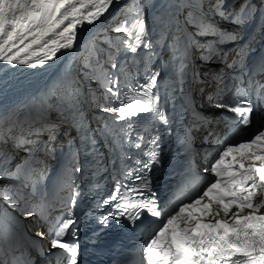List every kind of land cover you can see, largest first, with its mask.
<instances>
[{
  "label": "bare ground",
  "instance_id": "bare-ground-1",
  "mask_svg": "<svg viewBox=\"0 0 264 264\" xmlns=\"http://www.w3.org/2000/svg\"><path fill=\"white\" fill-rule=\"evenodd\" d=\"M52 1L53 3H50ZM52 1L48 3L47 0H14L12 4L13 8H8L10 9L8 13L0 15V107L3 109L22 103L23 98H21V93L33 89L32 87L39 80L49 76L52 71H48L46 67H40L37 70V74L33 72L25 74L22 71L23 75L21 76V73H19V70L26 71L45 60L51 62L49 66L52 64L61 65L62 73L66 77L68 84L75 88L78 84L84 87L85 83L82 76L79 73H72L74 65L79 60L76 58L77 54L83 48L86 49L89 42L95 36L96 31L98 29L101 30L100 27L106 21L109 22L113 19L131 0ZM93 5L96 6H94L96 9L92 11L90 8ZM179 9L180 5L175 3L173 17L177 18V24H179ZM155 10L157 11L155 14L160 17L165 15L164 24H167V27L164 26V29H161L162 35H169L171 30L172 34L175 35L176 29L173 27L174 19L171 16V12L165 8L163 0H157ZM33 13H37L36 18L33 19L32 17L33 20L28 19L31 17L26 18V16ZM22 18L24 26L18 27L19 23L22 25ZM161 20L164 19L161 18ZM69 50H71L70 54H68ZM163 53H165V50L162 51ZM139 54L140 50L138 49L127 57L125 56L122 61L123 64L120 67L134 64L133 59ZM165 64L171 66V63L165 62ZM179 74V70L171 69L168 78L174 86L179 85L182 99L185 101V90L180 81L175 78ZM24 86L26 87L24 90H19ZM17 91L18 93L16 94ZM129 98L133 97L129 96ZM33 109L38 114L48 115L54 112V108L48 98L39 99L33 106ZM98 112L90 113V117L94 118L93 122L104 119L105 115H99ZM214 117L218 119L219 116L217 113H214L212 114V118ZM69 133L71 134V132ZM262 137H264V132L262 133ZM259 152V149L255 150L254 162L264 166ZM200 153L207 157L214 156L211 151L206 153V150H201ZM59 154L62 156V152H59ZM217 162L221 166L235 163L232 159H228V157H220L217 159ZM47 166L50 165L48 164ZM51 166L52 168L47 178L53 184L49 185L44 197L36 198L35 194L37 191L33 192L36 202L30 203L31 212L29 214L25 213L29 242H36L39 250L42 244L47 241L43 235L44 226L39 222L38 211L40 209H51L53 203L59 205L62 202H66L67 196L72 193L69 185L74 184V182L71 183L64 178L65 161L63 159H61L58 167L52 164ZM199 170L202 173L205 169L202 165H199ZM246 177H253V173L247 172ZM194 183L195 181H191L190 185H194ZM12 193L13 190L10 189L7 197H11ZM4 209L5 207L2 208V210ZM174 210L175 213L172 216L173 223L184 231L192 229L194 222H191L189 219H181L184 207L180 205V202L176 204ZM50 251L54 252L55 248L52 247Z\"/></svg>",
  "mask_w": 264,
  "mask_h": 264
},
{
  "label": "rangeland",
  "instance_id": "rangeland-1",
  "mask_svg": "<svg viewBox=\"0 0 264 264\" xmlns=\"http://www.w3.org/2000/svg\"><path fill=\"white\" fill-rule=\"evenodd\" d=\"M48 1V3L50 2V1H52V0H47ZM55 1V0H54ZM58 1H60V0H57V2ZM56 2V1H55ZM50 3H53V1L52 2H50ZM95 5H93L92 6V8H90V10H95L96 8V6L94 7ZM211 6L212 5H205V8H211ZM182 6L180 5V9H179V20H182ZM181 10V11H180ZM34 14L35 13H33V14H30V15H28V16H26V18H28V17H31V18H28V19H31V20H33L34 18H36V16H37V13L35 14V16H34ZM84 14H85V12H84ZM155 15H157V14H155ZM32 17H33V19H32ZM117 19H119V17H115L114 18V20L113 21H111L110 22V27H113L114 25H115V23L114 22H116L115 20H117ZM21 24L22 25H20V23L18 24V27H21V26H24L23 24V18L21 19ZM145 26H147V28H146V30L145 31H143L142 32V34L144 35V37H146L147 39H151V40H154V38L153 37H155V35H153V31H158V30H161V29H159V28H162V29H164V26H166L167 27V24H164V23H159V22H157V21H155V19L154 18H152L151 16H149L148 15V22L146 23V25ZM160 32H162V30L160 31ZM124 33V31H123V29H116L115 30V32L113 33L114 34V36H117L118 34H123ZM162 35V33H160L159 34V36H161ZM101 36H103V38H106L107 36H109V33H105V35L104 34H101ZM143 39V37L141 38V40ZM138 40L136 39V41L135 42H137ZM119 42L120 43H124V40L123 39H120L119 40ZM92 43V41H90V43H89V45ZM100 56H99V60H101L103 63L105 62V56H104V52H100ZM109 56H111V54H109L107 57H109ZM93 62V61H92ZM105 64V63H104ZM91 82L92 83H95V81H93L92 79H91ZM84 87H85V85H84ZM83 87V88H84ZM208 95V94H207ZM69 133V132H68ZM70 134V133H69Z\"/></svg>",
  "mask_w": 264,
  "mask_h": 264
},
{
  "label": "trees",
  "instance_id": "trees-1",
  "mask_svg": "<svg viewBox=\"0 0 264 264\" xmlns=\"http://www.w3.org/2000/svg\"><path fill=\"white\" fill-rule=\"evenodd\" d=\"M129 9H132V16H130V21L133 20L135 21V23L138 22V20L143 16L144 13V7L142 5V3H140V1H137V4L132 3V8L131 6L129 7ZM128 30L130 31H134L138 28L137 24H131L127 27Z\"/></svg>",
  "mask_w": 264,
  "mask_h": 264
}]
</instances>
